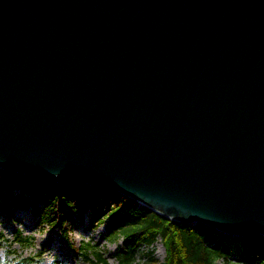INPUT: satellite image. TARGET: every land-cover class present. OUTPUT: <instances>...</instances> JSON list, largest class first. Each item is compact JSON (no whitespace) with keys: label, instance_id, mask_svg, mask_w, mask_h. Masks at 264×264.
Listing matches in <instances>:
<instances>
[{"label":"water","instance_id":"obj_1","mask_svg":"<svg viewBox=\"0 0 264 264\" xmlns=\"http://www.w3.org/2000/svg\"><path fill=\"white\" fill-rule=\"evenodd\" d=\"M0 168L264 235V0H0Z\"/></svg>","mask_w":264,"mask_h":264},{"label":"trees","instance_id":"obj_2","mask_svg":"<svg viewBox=\"0 0 264 264\" xmlns=\"http://www.w3.org/2000/svg\"><path fill=\"white\" fill-rule=\"evenodd\" d=\"M23 205L32 207L38 223L60 227L71 216L80 220L89 213L94 224L103 223L104 238L115 241L120 237L114 250L118 264H264V235H233L202 223L188 225L167 219L109 188L72 180L48 181L0 168V210ZM32 238L21 230L13 235L21 247L31 245ZM158 238L165 248L162 261L153 253V242ZM142 244L147 245L146 250L140 249ZM93 246L83 242L81 256L108 264L102 250L95 251ZM53 260L63 264L58 257Z\"/></svg>","mask_w":264,"mask_h":264},{"label":"rangeland","instance_id":"obj_3","mask_svg":"<svg viewBox=\"0 0 264 264\" xmlns=\"http://www.w3.org/2000/svg\"><path fill=\"white\" fill-rule=\"evenodd\" d=\"M94 222L86 212L80 220L71 216L60 227L57 223H38L37 214L31 206L23 205L0 210V264H55L53 257L60 258L64 264H100L94 260H85L81 256L78 245L85 241L94 245L95 251L102 250L108 264H118L114 250L120 237L115 241L107 240L102 235L103 223L98 225ZM17 230H21L26 236L33 235L32 244L21 247L13 241V235ZM152 247L154 256L162 261L166 255L162 240L156 239ZM146 248L147 245L140 246L142 250ZM28 256L33 258L29 259Z\"/></svg>","mask_w":264,"mask_h":264}]
</instances>
